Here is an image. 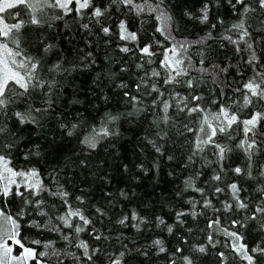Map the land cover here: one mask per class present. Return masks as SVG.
<instances>
[{"label": "snow or ice", "instance_id": "6c2138e0", "mask_svg": "<svg viewBox=\"0 0 264 264\" xmlns=\"http://www.w3.org/2000/svg\"><path fill=\"white\" fill-rule=\"evenodd\" d=\"M0 264H264V0H0Z\"/></svg>", "mask_w": 264, "mask_h": 264}, {"label": "trees", "instance_id": "16d2710c", "mask_svg": "<svg viewBox=\"0 0 264 264\" xmlns=\"http://www.w3.org/2000/svg\"><path fill=\"white\" fill-rule=\"evenodd\" d=\"M130 135V134H129Z\"/></svg>", "mask_w": 264, "mask_h": 264}]
</instances>
